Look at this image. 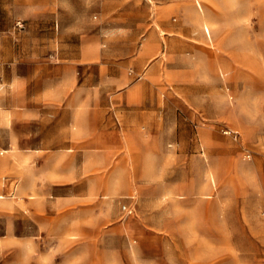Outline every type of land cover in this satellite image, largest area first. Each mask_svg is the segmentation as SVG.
Wrapping results in <instances>:
<instances>
[{"label":"rangeland","instance_id":"obj_1","mask_svg":"<svg viewBox=\"0 0 264 264\" xmlns=\"http://www.w3.org/2000/svg\"><path fill=\"white\" fill-rule=\"evenodd\" d=\"M0 264H264V0H0Z\"/></svg>","mask_w":264,"mask_h":264},{"label":"built area","instance_id":"obj_2","mask_svg":"<svg viewBox=\"0 0 264 264\" xmlns=\"http://www.w3.org/2000/svg\"><path fill=\"white\" fill-rule=\"evenodd\" d=\"M123 210L127 213V214H131L133 211V208L129 205H124L123 206Z\"/></svg>","mask_w":264,"mask_h":264},{"label":"bare ground","instance_id":"obj_3","mask_svg":"<svg viewBox=\"0 0 264 264\" xmlns=\"http://www.w3.org/2000/svg\"><path fill=\"white\" fill-rule=\"evenodd\" d=\"M199 4V3H198ZM200 6V5H199Z\"/></svg>","mask_w":264,"mask_h":264}]
</instances>
